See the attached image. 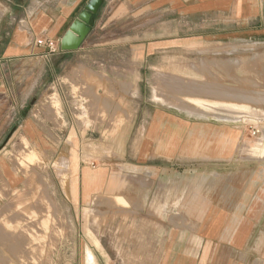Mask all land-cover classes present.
Returning a JSON list of instances; mask_svg holds the SVG:
<instances>
[{"label": "crops", "instance_id": "1", "mask_svg": "<svg viewBox=\"0 0 264 264\" xmlns=\"http://www.w3.org/2000/svg\"><path fill=\"white\" fill-rule=\"evenodd\" d=\"M88 1L41 0L39 6L24 10L25 16L9 32L0 50V65L40 62L42 66L35 74L38 79L49 76L48 85L63 77L74 80V71L83 68L84 117L98 114L85 106L87 99H104L100 96L103 90L97 86L107 82L96 74H90L88 82L85 73L113 69L110 83L135 88L126 96L137 102L134 110L128 108L132 122L115 141L126 149L121 157L123 166L114 172L104 166L83 167V203L77 208L82 206L84 210L88 205L94 211L89 201L96 194L125 200L130 179L133 203L104 204L98 211L105 218H115L116 224L123 223L119 213H130L129 224L143 228L145 234L128 242V248L124 240L121 253L117 246L119 227L115 226L114 232L105 226L104 234L100 230L98 245L89 239L84 241L88 246L81 254L82 264H88V248L97 264H117L116 260L127 256L137 264H264V161L259 159L258 171H252V159L246 155L247 143L241 139L239 126L229 119L204 117L157 99L160 90L155 89L154 81L155 68H172L178 63L156 62L157 54L179 52L198 40L264 35L258 19L264 15L259 0H105L78 49L62 50L60 45L56 53L46 55V49L35 40L44 37L60 44ZM171 17L179 19L173 32L161 27L167 26ZM195 19L202 22V31H194ZM108 53L115 56L111 58ZM71 56L81 59L72 62ZM139 68L150 70L152 76L146 80L139 77ZM144 82L150 92L140 97L139 85ZM121 98L122 94L116 97ZM140 99L143 102L138 105ZM70 113L63 112L67 118ZM109 231L115 236L108 246Z\"/></svg>", "mask_w": 264, "mask_h": 264}, {"label": "rangeland", "instance_id": "2", "mask_svg": "<svg viewBox=\"0 0 264 264\" xmlns=\"http://www.w3.org/2000/svg\"><path fill=\"white\" fill-rule=\"evenodd\" d=\"M259 3L264 11V0H259ZM40 4L41 0H0V50L9 32L25 16L22 15L24 10L29 11ZM260 17L258 19L264 26V15ZM170 20L167 26L161 27L173 32L178 27L179 19L171 17ZM193 22L194 31H202V22L197 19ZM23 26L26 28L28 24L23 22ZM108 55L111 58L115 56L114 53ZM69 59L76 62L81 56H71ZM154 59L156 62H178L172 68L154 69L155 89H161L157 79H161L158 75L162 73L171 81L169 87H163L165 96L173 101L180 99L186 105L189 102V106L194 107V114L229 119L227 121L239 126L242 129L241 139L247 143L246 155L252 159V171H258L259 159L264 161V35L260 33L220 41L198 40L179 52L157 54ZM41 66L40 62L35 61H13L0 65V77L5 76V80L0 81V264H82L80 257L88 246L84 241L89 239L98 245L100 230L104 234L105 226L111 231L115 230V226L119 227L121 234H117V246L123 253L124 240L128 248V242L145 234L144 229L129 224L130 213H119L123 223L116 224L113 222L115 218H105V214L98 209L104 204L133 203L129 194L133 187L130 179L126 182L128 194L125 200L128 203L121 196L96 194L89 201V205H94V211L89 210L91 206L88 205L84 206V210L80 208L82 206H77L83 203L80 196L83 167L104 166L114 172L118 166H123L121 157L126 149H121L115 141L120 131L129 129L128 125L132 122L133 116L128 114V108L134 110L137 102H131L126 96L135 88L131 84L110 83V71L113 69L104 71L100 68L95 73L92 70L85 73L88 82L92 77L90 74L102 75L107 82L97 86L103 90L100 96L104 99H87L85 106L98 114L84 117V69L80 67L74 71V80L63 77L55 84L48 85L49 76L38 79L35 74ZM132 73L136 75L134 70ZM137 75L146 80L152 76V72L139 68ZM174 78L182 81L181 89L173 85ZM193 88L194 92L197 89L201 91L194 95ZM149 92L145 82L139 85L140 97ZM119 94H122V98L116 99ZM226 95L231 98L227 99ZM191 98L202 99L207 104L191 101ZM142 102L138 100V105ZM217 106L232 111L249 107L259 113L249 116L223 114L226 117L219 118L214 109ZM142 109L145 110V107ZM65 111H71L68 118L63 114ZM88 127L94 130H87ZM253 127L260 129V132L253 135ZM127 150L132 151L131 148ZM27 152L34 153L36 158L32 163H26L24 170L19 161L24 159ZM29 179L33 180L30 181L32 186L29 184L33 190L28 185ZM45 186L49 187L48 191ZM75 208L77 211H73ZM109 232L106 235L108 246L115 236L114 233L109 235ZM87 253L88 264H97L89 248ZM75 258H78L77 263ZM133 262L137 264L136 260L132 261L127 256L114 263Z\"/></svg>", "mask_w": 264, "mask_h": 264}, {"label": "bare ground", "instance_id": "3", "mask_svg": "<svg viewBox=\"0 0 264 264\" xmlns=\"http://www.w3.org/2000/svg\"><path fill=\"white\" fill-rule=\"evenodd\" d=\"M159 77H161V79L159 78L158 79V84H159V86H161V89H160V93L157 95L158 96V99H161L162 101H168V102H170V103H172V104H176V105H178V106H180V107H182V108H184V109H188V111H190V112H192L193 113V110H194V107H191V105L189 106V102H187V104L188 105H186L183 101H181L180 99L178 100V101H173L172 99H170L169 97H167V96H165V94H163V87H164V85H167V87H169V85H170V80L169 79H167V77L166 76H159ZM158 78V77H157ZM175 87H178V88H180L181 89V87H182V81L181 80H178V79H175L174 78V84H173ZM187 85V84H186ZM179 86H181V87H179ZM191 86V85H190ZM186 87V86H185ZM84 89V88H83ZM172 89H174V88H172ZM194 89L195 88H193V92H194ZM197 89V88H196ZM176 90V89H175ZM174 90V91H175ZM186 90V89H185ZM184 90V91H185ZM190 90V89H189ZM189 90H186V91H189ZM173 91V92H174ZM192 91V90H191ZM197 91H201L200 89L198 90H196V92ZM196 92H194V95H197L196 94ZM204 92H205V90H204ZM198 93V92H197ZM184 94V93H183ZM202 94V93H201ZM86 95V94H85ZM185 95H186V93H185ZM199 95V94H198ZM156 96V97H157ZM179 96V95H178ZM186 96H188V93H187V95ZM192 96V95H191ZM203 96V95H202ZM207 96V95H206ZM223 96V95H222ZM181 97V96H180ZM196 97V96H195ZM199 97V96H198ZM227 97H230L231 98V96H227L226 95V98ZM183 98V97H182ZM185 98H187V97H185ZM185 98H183V99H185ZM202 98H204V97H202ZM228 99V98H227ZM238 99V98H237ZM49 100V99H48ZM195 100H197V102H200V103H205V101L204 100H202V99H199V98H191V101H194L195 102ZM206 100V99H205ZM95 102V101H94ZM259 102V101H258ZM57 104V103H56ZM55 104V105H56ZM205 104H207V103H205ZM186 105V106H185ZM93 106V105H92ZM49 107V106H48ZM238 107H240V106H238ZM214 109H216V112H217V114H218V117L220 118V117H226V116H224L223 114H238L239 116H241V115H244V116H249V115H257L259 112H256V111H254V110H252V108H249V107H245V108H242V110L241 111H232V110H224L223 108H220V107H216V108H214ZM55 110V109H54ZM88 113V112H87ZM57 118V117H56ZM31 152V151H30ZM28 153V152H27ZM24 157V156H23ZM17 158V157H16ZM35 158H36V155L34 154V153H28V154H26L25 155V157H24V159H20V161H19V164L21 165L20 167H22V166H24V165H26V163H29V162H33L34 160H35ZM15 162H17V161H15ZM31 166V165H30ZM25 167L26 166H24V170H25ZM18 169H19V167H17ZM31 168V167H30ZM21 169V168H20ZM29 170V169H28ZM34 170V169H33ZM21 172V171H20ZM26 172V171H25ZM32 172V171H31ZM32 174H34V173H32ZM29 176V175H28ZM28 178H31V177H28ZM30 181L32 182L33 180H31V179H29V182H28V185L29 184H31V186H32V183H30ZM34 182H35V179H34ZM30 186V185H29ZM31 186H30V188H31ZM34 186V185H33ZM45 187H47V186H45ZM29 188V187H28ZM32 190H33V188H31ZM30 189V190H31ZM34 189H37V188H34ZM49 190V187H47V191ZM29 192V191H28ZM33 192V191H32ZM35 193V192H34ZM33 193V194H34ZM40 193H42V192H40ZM27 194V193H26ZM35 195V194H34ZM26 196V195H25ZM35 196H37V195H35ZM30 197V196H29ZM38 197V196H37ZM18 200V199H17ZM14 201H16V200H14ZM21 201V200H20ZM36 201V200H35ZM19 202V201H18ZM17 202V203H18ZM17 203H15V204H17ZM18 205H19V203H18ZM12 207V206H11ZM13 209V208H12ZM5 211H7V210H5ZM9 212H10V210H9ZM10 215V214H9ZM12 215V214H11Z\"/></svg>", "mask_w": 264, "mask_h": 264}, {"label": "water", "instance_id": "4", "mask_svg": "<svg viewBox=\"0 0 264 264\" xmlns=\"http://www.w3.org/2000/svg\"><path fill=\"white\" fill-rule=\"evenodd\" d=\"M105 0H89L84 10L72 23L66 35L62 38L60 45L62 50H76L92 28V17L97 14Z\"/></svg>", "mask_w": 264, "mask_h": 264}, {"label": "built area", "instance_id": "5", "mask_svg": "<svg viewBox=\"0 0 264 264\" xmlns=\"http://www.w3.org/2000/svg\"><path fill=\"white\" fill-rule=\"evenodd\" d=\"M35 42L38 46H42L46 49V55L48 56L56 53L60 49L59 42L54 39L39 37ZM251 132L253 135H256L260 132V129L253 127Z\"/></svg>", "mask_w": 264, "mask_h": 264}]
</instances>
